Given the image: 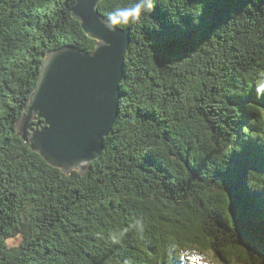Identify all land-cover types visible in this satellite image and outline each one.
I'll list each match as a JSON object with an SVG mask.
<instances>
[{
	"label": "trees",
	"instance_id": "1",
	"mask_svg": "<svg viewBox=\"0 0 264 264\" xmlns=\"http://www.w3.org/2000/svg\"><path fill=\"white\" fill-rule=\"evenodd\" d=\"M76 2L0 0V264H264V0H155L118 27L119 116L84 174L17 131L48 55L99 45Z\"/></svg>",
	"mask_w": 264,
	"mask_h": 264
},
{
	"label": "water",
	"instance_id": "2",
	"mask_svg": "<svg viewBox=\"0 0 264 264\" xmlns=\"http://www.w3.org/2000/svg\"><path fill=\"white\" fill-rule=\"evenodd\" d=\"M102 0H77L73 14L99 42L92 53L73 47L46 58L30 104L17 123L18 135L48 164L86 173L105 147L119 116L129 28L109 30Z\"/></svg>",
	"mask_w": 264,
	"mask_h": 264
},
{
	"label": "clouds",
	"instance_id": "3",
	"mask_svg": "<svg viewBox=\"0 0 264 264\" xmlns=\"http://www.w3.org/2000/svg\"><path fill=\"white\" fill-rule=\"evenodd\" d=\"M154 3L155 0H135L131 7L110 11L107 14L106 27L111 31L117 27L135 23L141 18L142 14H147L153 9ZM256 87L258 94L264 93V78H257ZM126 231L127 229L124 230V232ZM124 232H121L120 235H123Z\"/></svg>",
	"mask_w": 264,
	"mask_h": 264
},
{
	"label": "rangeland",
	"instance_id": "4",
	"mask_svg": "<svg viewBox=\"0 0 264 264\" xmlns=\"http://www.w3.org/2000/svg\"><path fill=\"white\" fill-rule=\"evenodd\" d=\"M12 240H14V238L13 239H11L10 240V245H12ZM16 240V239H15ZM209 256V255H208ZM206 257L205 255L204 256H202V255H198V258H200V260L202 261V263L203 264H215L213 261H212V259L210 258V257Z\"/></svg>",
	"mask_w": 264,
	"mask_h": 264
},
{
	"label": "bare ground",
	"instance_id": "5",
	"mask_svg": "<svg viewBox=\"0 0 264 264\" xmlns=\"http://www.w3.org/2000/svg\"><path fill=\"white\" fill-rule=\"evenodd\" d=\"M5 16V15H4ZM263 22V21H262ZM214 32V31H213ZM153 37V36H152ZM120 111V110H119ZM121 136V135H120ZM244 198V197H243Z\"/></svg>",
	"mask_w": 264,
	"mask_h": 264
}]
</instances>
